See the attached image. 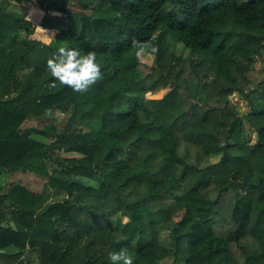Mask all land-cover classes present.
<instances>
[{"label":"trees","instance_id":"16d2710c","mask_svg":"<svg viewBox=\"0 0 264 264\" xmlns=\"http://www.w3.org/2000/svg\"><path fill=\"white\" fill-rule=\"evenodd\" d=\"M22 3L44 27L65 18L50 42L7 8ZM60 47L95 52L86 91L48 88ZM259 59L264 0H1L0 176L46 184L0 185V264H108L121 249L133 264H264ZM57 114L61 127H24Z\"/></svg>","mask_w":264,"mask_h":264},{"label":"rangeland","instance_id":"374dc122","mask_svg":"<svg viewBox=\"0 0 264 264\" xmlns=\"http://www.w3.org/2000/svg\"><path fill=\"white\" fill-rule=\"evenodd\" d=\"M1 2V0H0ZM8 10L10 11H14L18 14H23L27 17V19H29L36 27L35 29V34L32 36V40H36L39 42H44V43H48L50 42L56 32L53 30H51L50 28H59L60 26H62V23L64 22V19H61V24L59 22H57L55 25L52 26H45L44 27V22H45V16L47 15V13H45L43 10H41L35 3L33 4H19V5H10L8 4ZM54 15V14H53ZM56 17H60L57 15H54ZM176 52L178 54H181L183 58H185L188 55L187 51L182 50L181 47H177L176 48ZM140 62H141V70L144 73H151L155 79H157L159 77V75L156 72H151V67L153 65L154 62V56L150 55V54H142L140 56ZM264 67V61L261 59H259L257 61L256 64V69L257 70H262ZM168 91H170V88H163L161 90H159L158 92L154 93V94H149L148 98H152V99H158L163 97ZM232 102L237 106L238 111L240 113V115L242 114H246L249 109H250V105H249V101L244 100L243 98L239 97L238 95H235L232 97ZM65 116L64 115H60L57 114L53 120H48V119H43V120H38V119H30L28 120L25 124L24 127H36V128H40L42 129L43 127L52 124L55 125L57 127H61L64 122H65ZM256 135L254 133H252V137L253 140H256ZM36 139L38 140H42V141H46L48 142L46 139H44L41 136H34ZM66 156H76V155H66ZM214 161H217L218 158H214ZM19 183L21 185L27 186L29 187L31 190L36 191V192H41L42 190H44L46 181L39 179L31 174H13V175H1L0 176V185L2 186V188L4 190H6L9 186V184L11 183ZM62 200V196L60 195H54V194H50L49 197V202H55V201H59ZM37 258H34V262Z\"/></svg>","mask_w":264,"mask_h":264},{"label":"clouds","instance_id":"9594fccd","mask_svg":"<svg viewBox=\"0 0 264 264\" xmlns=\"http://www.w3.org/2000/svg\"><path fill=\"white\" fill-rule=\"evenodd\" d=\"M135 43V41H134ZM152 51H156L155 48ZM139 58L140 52H136ZM101 64L94 51H83L73 47H60L56 54L47 61V70L52 77L48 88L54 89L57 83L68 86L73 92H84L102 75ZM108 264H133V257L123 249L110 250Z\"/></svg>","mask_w":264,"mask_h":264},{"label":"water","instance_id":"95a60500","mask_svg":"<svg viewBox=\"0 0 264 264\" xmlns=\"http://www.w3.org/2000/svg\"><path fill=\"white\" fill-rule=\"evenodd\" d=\"M54 15L60 16V14H59V13H57V12H55V13H54Z\"/></svg>","mask_w":264,"mask_h":264}]
</instances>
